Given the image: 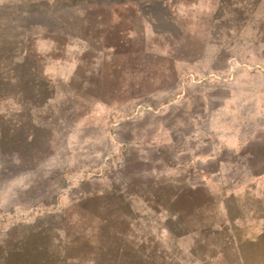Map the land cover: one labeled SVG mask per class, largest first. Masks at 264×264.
Wrapping results in <instances>:
<instances>
[{
  "label": "rangeland",
  "instance_id": "1",
  "mask_svg": "<svg viewBox=\"0 0 264 264\" xmlns=\"http://www.w3.org/2000/svg\"><path fill=\"white\" fill-rule=\"evenodd\" d=\"M0 264H264V0H0Z\"/></svg>",
  "mask_w": 264,
  "mask_h": 264
}]
</instances>
